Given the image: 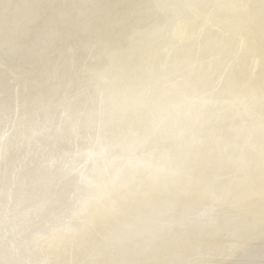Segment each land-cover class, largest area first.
<instances>
[{"label": "bare ground", "instance_id": "bare-ground-1", "mask_svg": "<svg viewBox=\"0 0 264 264\" xmlns=\"http://www.w3.org/2000/svg\"><path fill=\"white\" fill-rule=\"evenodd\" d=\"M0 264H264V0H0Z\"/></svg>", "mask_w": 264, "mask_h": 264}]
</instances>
